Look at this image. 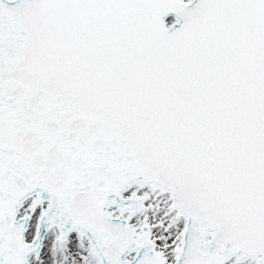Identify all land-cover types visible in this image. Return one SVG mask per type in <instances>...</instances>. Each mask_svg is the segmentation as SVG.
I'll list each match as a JSON object with an SVG mask.
<instances>
[{
    "label": "snow or ice",
    "instance_id": "6c2138e0",
    "mask_svg": "<svg viewBox=\"0 0 264 264\" xmlns=\"http://www.w3.org/2000/svg\"><path fill=\"white\" fill-rule=\"evenodd\" d=\"M0 264H264V0H0Z\"/></svg>",
    "mask_w": 264,
    "mask_h": 264
}]
</instances>
